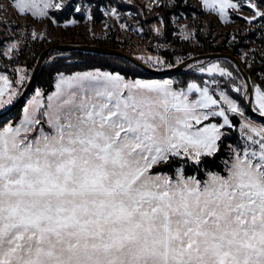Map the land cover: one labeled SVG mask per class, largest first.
Masks as SVG:
<instances>
[{
	"label": "snow or ice",
	"instance_id": "obj_1",
	"mask_svg": "<svg viewBox=\"0 0 264 264\" xmlns=\"http://www.w3.org/2000/svg\"><path fill=\"white\" fill-rule=\"evenodd\" d=\"M122 7L0 0V264H264V0ZM82 23L164 42L37 56Z\"/></svg>",
	"mask_w": 264,
	"mask_h": 264
},
{
	"label": "rangeland",
	"instance_id": "obj_2",
	"mask_svg": "<svg viewBox=\"0 0 264 264\" xmlns=\"http://www.w3.org/2000/svg\"><path fill=\"white\" fill-rule=\"evenodd\" d=\"M117 3L123 5V7L121 8V11L123 13H125L124 20L127 21V23H129L130 25H134L136 21L133 20V19H130L126 15V13L129 12L128 7L130 5H139L140 7H142L143 4L145 3V0H117ZM189 4H191L193 6V8H196L197 0H189ZM196 10L199 11L198 9H196ZM12 15H13V13L11 11H9L7 13V16L9 18H11ZM103 20H104L103 17H101L99 15L97 16V20H96V23L94 25L95 30H96L97 33L101 32V30L103 29ZM203 21H212L213 25L216 27V31L217 32H226V31H228V29H225L223 27H220V26L216 25L214 17L204 16V17H202V21L201 22H203ZM155 22H148L147 24H145V27L148 29L149 26H150V23H155ZM61 23H63V19H61ZM109 23L115 24L114 21H109ZM231 27L232 28H243L244 24L242 22L238 21L237 24L232 25ZM145 31H146V33L148 32L147 30H145ZM113 32L117 33L119 35V40L120 41L125 40V34L124 33H120V30H119L118 26H115L113 28ZM62 34H63V37H64L63 40H58L57 37H60ZM127 36L131 40V44L130 45L125 43L123 45V47H121L119 42L116 40L115 36H113L111 41L108 42V43H113L115 45H118V47L124 49L129 54V56H131L132 58H134V55L136 54L135 50H136L137 45H139L140 47H144L146 45H149V43L151 42L150 41L151 37H152L151 34H148V35H146V37L144 39H141L139 36L133 35L132 33H128ZM201 39H205V37H201ZM251 39H256V37L255 36H251ZM69 42L104 43L103 40H101L99 42H96V41H93L90 38H88L86 30H85V27H84V25L82 23L78 27L70 28V29H68L66 31L62 30V29H59V28L53 29V43L52 44H48V45H44V46L48 47V46H51V45H54V44H67ZM87 45H89V44H87ZM148 50L152 51L154 53L155 46H151V47L149 46ZM196 50H202V49H196ZM224 50H226V49H224ZM226 51H229V50H226Z\"/></svg>",
	"mask_w": 264,
	"mask_h": 264
},
{
	"label": "trees",
	"instance_id": "obj_3",
	"mask_svg": "<svg viewBox=\"0 0 264 264\" xmlns=\"http://www.w3.org/2000/svg\"><path fill=\"white\" fill-rule=\"evenodd\" d=\"M117 2V0H116ZM128 10L133 12L134 15H136L137 13L143 11L144 12V15L142 16H139V19L144 23V27H145V24H147L148 22H155V18L153 15H149L147 13V11L145 9H143V7H140L139 5H130L128 7ZM159 11V10H158ZM161 15H164L166 19H170L166 13L162 12ZM145 30L148 31V29L145 27ZM204 40V39H202ZM151 42L149 43L148 46H155L156 43L158 42H164V41H157L155 40L153 37H151ZM169 43H172V40L171 38L169 39L168 41ZM69 45H97V46H101V47H106V48H110V49H115V50H120L122 51L123 53H126L127 55H129L124 49L118 47V45H115L113 43H108V42H104V43H88V42H80V43H77V42H69L67 43ZM177 48L180 47L179 44H176L175 45ZM46 47L44 46L43 48H40V47H37L36 48V52H37V56H39V54L45 49ZM189 50H191V48H189ZM163 51V50H161ZM205 51H207L209 54H212V53H225V54H231L232 56L235 57V53H230V51H226L222 48H219V47H216V48H209V47H205V48H202V50H195L194 51V54L196 55H200V54H203ZM69 52H73V51H69ZM79 55H87V56H97L98 54H92V53H86V52H81L79 51ZM102 56H105V55H102ZM29 62L31 63L32 62V59L31 57H29Z\"/></svg>",
	"mask_w": 264,
	"mask_h": 264
},
{
	"label": "water",
	"instance_id": "obj_4",
	"mask_svg": "<svg viewBox=\"0 0 264 264\" xmlns=\"http://www.w3.org/2000/svg\"><path fill=\"white\" fill-rule=\"evenodd\" d=\"M53 46L59 47L61 49H65L66 52H69V51H73V50H77L78 49L81 52L98 54V55H105V56H107L110 53H118L119 55L127 56L130 60L133 59L131 56L123 53L120 50H115V49H110V48L101 47V46H95V45H76L75 46V45H69V44H54V45H51V46L46 47L45 49L52 48ZM211 55L225 56V55H229V54H225V53H212ZM233 58H235V57L233 56Z\"/></svg>",
	"mask_w": 264,
	"mask_h": 264
}]
</instances>
